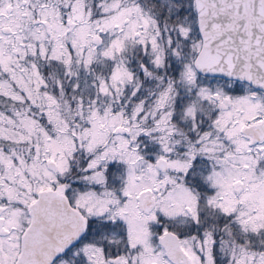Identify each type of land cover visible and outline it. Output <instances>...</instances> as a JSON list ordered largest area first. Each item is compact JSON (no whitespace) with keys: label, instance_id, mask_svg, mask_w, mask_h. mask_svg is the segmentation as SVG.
Listing matches in <instances>:
<instances>
[{"label":"snow or ice","instance_id":"obj_1","mask_svg":"<svg viewBox=\"0 0 264 264\" xmlns=\"http://www.w3.org/2000/svg\"><path fill=\"white\" fill-rule=\"evenodd\" d=\"M0 264H264V0H0Z\"/></svg>","mask_w":264,"mask_h":264}]
</instances>
